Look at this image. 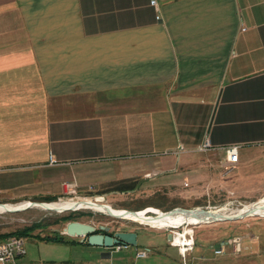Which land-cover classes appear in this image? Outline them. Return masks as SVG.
I'll use <instances>...</instances> for the list:
<instances>
[{"label": "crops", "instance_id": "obj_1", "mask_svg": "<svg viewBox=\"0 0 264 264\" xmlns=\"http://www.w3.org/2000/svg\"><path fill=\"white\" fill-rule=\"evenodd\" d=\"M156 2L0 0L1 202L56 197L67 182L104 199L117 188H139L130 170L143 166L145 179L176 175L153 180V191L207 185L212 195L264 196V0ZM206 139L207 148L197 149ZM224 144H238L228 170ZM204 164L209 176L201 181ZM188 194L198 206L203 193ZM53 230L59 239L26 235L32 244L18 261L239 262V252L201 253L197 235L182 256L167 230L151 237L135 229L131 251ZM136 248L148 252L136 256Z\"/></svg>", "mask_w": 264, "mask_h": 264}, {"label": "rangeland", "instance_id": "obj_2", "mask_svg": "<svg viewBox=\"0 0 264 264\" xmlns=\"http://www.w3.org/2000/svg\"><path fill=\"white\" fill-rule=\"evenodd\" d=\"M200 153H197L199 155ZM138 160L142 162L143 157H139V159L133 160V164H135ZM262 168L264 169V162L261 164ZM261 165H259L261 169ZM207 164H204V166H201V169H197L196 172L197 176H200V180L202 181L201 177L202 175L209 176V171L207 172ZM252 171H261L257 167H252ZM148 168V167H147ZM146 167H142L139 170L131 169L130 173L134 176L133 177V183L134 185L139 186V188L134 189H115L112 192H106L104 199H98L96 197L99 192L97 191H89L87 194H81L80 192L75 193H69V192H63V194H60L59 196H56L53 200H58L54 202H63V201H89V202H95L101 201L102 203L106 205H110L115 209H122V208H128V209H144L143 207H160L163 211H169L177 207L181 208H195L192 204V196L191 194H188V192L192 193H203L202 196L197 199L195 202L197 203L199 207L202 208H210V209H217L222 206L227 207V211L229 210H235L237 207L242 205L246 202H254L257 201L263 197L249 199L245 198L243 196L236 195L234 196H225V195H212L210 186L208 187L205 185L202 188L189 187L184 191L183 193L171 191L170 189H162V187H156L153 191L150 189V187H154L157 185H152L153 180L159 179V184L162 183L163 178L162 176H174L176 177L174 172H160L155 174L154 176L148 177V178H142V172L147 169ZM206 169V170H205ZM248 168L243 170L244 172H248ZM205 172V173H204ZM213 172H215L213 168ZM123 171H117L116 174L120 176ZM178 175V173H177ZM200 182V181H199ZM119 183V180L117 181ZM180 191V188H179ZM75 195V196H74ZM80 196H86L88 198L86 199H79ZM4 197V196H2ZM38 197V196H35ZM72 197V198H71ZM44 201L46 203H49V201L53 200H47V198H26V199H19V200H13L9 201L7 203H13L16 204L18 202L23 201ZM1 203V201H0ZM97 204H102L99 202H95ZM192 203V204H191ZM174 207V208H172ZM146 208V207H145ZM159 208V209H160ZM69 212L76 213L75 216L77 217L76 220L84 221V222H90L94 224L96 227L99 225H105L108 227V230H120V229H143V233L148 234L149 236H157L158 232L156 229L166 230L165 227H153L149 226L145 223H140L131 219H127L124 217L115 216L103 211H98L90 208H75V209H66L63 211H56L53 209H44L40 206L33 205L26 207L21 210H0V231H7L13 229V227L21 225V224H32L36 225L35 223H39L36 225V227H33L32 230L28 232L26 235H43V236H52L53 234H56V231L53 230L54 227H57L62 231L63 226L65 225L66 221L58 220V222H53L54 220L58 219V217L62 214H67ZM149 213V212H148ZM152 213V212H150ZM191 227V226H190ZM193 229V237H194V244H196L195 236H199L201 238L200 242L203 246L201 248L202 252L207 255L209 253H212V248L214 246V241L217 240L215 238L213 242H209L208 239L211 236L219 235V238L222 236H230L231 234H241L246 238V243L249 245V248L241 250V252L235 254V257H239V262L237 264H264V215H245L238 219H225V220H213L208 222H198L194 224L192 227ZM187 230L185 229V232ZM164 232V231H163ZM14 235V234H11ZM251 237V238H250ZM30 238V237H29ZM250 238V239H249ZM153 239V238H152ZM148 240V239H146ZM31 242V243H30ZM25 243L27 246L32 244V241L25 240ZM147 243H152V241H147ZM193 244V246H194ZM135 245L131 244L130 249L129 248H122V250H130ZM198 245H196L197 247ZM34 248V245H32ZM135 254V250L133 251ZM220 256V255H219ZM232 256V255H230Z\"/></svg>", "mask_w": 264, "mask_h": 264}, {"label": "bare ground", "instance_id": "obj_3", "mask_svg": "<svg viewBox=\"0 0 264 264\" xmlns=\"http://www.w3.org/2000/svg\"><path fill=\"white\" fill-rule=\"evenodd\" d=\"M100 197H98L99 199ZM101 199V198H100ZM102 203L101 201H96ZM95 202L89 201H63V202H36L32 203V201H23L18 202L16 204L13 203H0V210H5V208H13V207H22V206H40L44 209H53L56 211H63L66 209H75V208H90L98 211H103L111 214L110 212L118 215L119 217H124L127 219H131L140 223L148 224L153 227H163L168 226L169 224L174 223H194V222H208L213 217L228 215L233 212L245 213L251 215H264V197L254 201V202H246L237 207L235 210L227 211V207L224 205L215 210H210L209 213L202 210L201 207L195 208H181L177 207L169 211H163L159 208L155 207H146L141 210L131 211V210H123V209H115L110 205H106L104 203L97 204ZM146 209L153 210L152 213L145 212ZM210 209V208H209ZM211 212V213H210ZM187 232H191L192 228L187 225L184 226ZM185 238L178 237V240H184Z\"/></svg>", "mask_w": 264, "mask_h": 264}, {"label": "built area", "instance_id": "obj_4", "mask_svg": "<svg viewBox=\"0 0 264 264\" xmlns=\"http://www.w3.org/2000/svg\"><path fill=\"white\" fill-rule=\"evenodd\" d=\"M149 2L156 6V0H149ZM159 17V14L156 15ZM209 145V141L206 139L202 144H200L197 149L204 150ZM225 149L228 153V157L226 162L224 163L225 169L228 170L236 164L238 161V144H224L219 146ZM182 149L183 147L180 146ZM49 162H54V159L50 156ZM66 192L76 193L75 184L71 182L66 183ZM75 196V195H74ZM72 198V197H71ZM86 196H80L79 199H86ZM198 223V222H197ZM200 223V222H199ZM196 223H181L180 226L172 227V226H163L166 228L168 232H171V237L169 242L176 245L178 251L182 256L186 254L187 251L193 248L194 237H193V229L191 232H185L184 226H193ZM178 237L185 238L184 240H178ZM131 245L130 243H118L109 247L112 249H119L121 247H127ZM249 248V245L244 242V236L241 234H231L230 236L223 237L219 239L213 246L212 251L214 254L220 255L226 252H240L241 250ZM26 252L25 245V236L23 235H9L4 239L0 240V264H21L18 261V257ZM148 252L147 248L135 249L136 256H144Z\"/></svg>", "mask_w": 264, "mask_h": 264}, {"label": "water", "instance_id": "obj_5", "mask_svg": "<svg viewBox=\"0 0 264 264\" xmlns=\"http://www.w3.org/2000/svg\"><path fill=\"white\" fill-rule=\"evenodd\" d=\"M39 202H44V201H39ZM5 203L6 202H1V204H5ZM32 203H35V201H32ZM26 207H29V205L22 206V207L5 208V210H21ZM196 207H199V206H196ZM122 209L137 211L136 209H128V208H122ZM201 209L206 211L207 213H209V211L211 210L209 208H202V207ZM145 212L150 213V212H153V210L146 209ZM110 213L112 215L118 216L112 212ZM245 215H248V214L233 212L228 215H221V216L214 215L215 217H213L209 221L225 220V219L233 220V219L241 218ZM194 223H197V222H194ZM180 224L181 222H178L174 224H169V226L176 227V226H180ZM97 229H99L100 231L99 230L97 231ZM108 231H109L108 227L105 225H99L98 227H96L94 224L90 222H84L80 220H69L65 223L62 229V232H65L66 234L81 236L82 240L85 239L87 243L92 244V245L111 247L114 244H118V243L127 242V243L135 245L137 242V239H136L137 233L134 230L120 229V230H115L111 233ZM170 237H171V232H167L168 240L170 239Z\"/></svg>", "mask_w": 264, "mask_h": 264}, {"label": "trees", "instance_id": "obj_6", "mask_svg": "<svg viewBox=\"0 0 264 264\" xmlns=\"http://www.w3.org/2000/svg\"><path fill=\"white\" fill-rule=\"evenodd\" d=\"M47 200H53L55 199V197H52V196H47L46 197ZM54 201H58V200H53V201H49V202H54ZM76 213H73V212H69L67 214H62L58 217V219L54 220L53 222H58V220H63V221H69V220H76V216H75ZM36 225H38L39 223H35ZM36 225H34V223L32 224H21V225H18V226H15L13 227V229L11 230H7V231H0V238H5L11 234H18V235H25V234H28V232L30 230H32L33 227H36ZM99 229H97L98 231ZM100 231V230H99ZM114 229L112 230H109L108 232H113ZM52 238H47V239H59L60 237V234H53L52 236H50Z\"/></svg>", "mask_w": 264, "mask_h": 264}, {"label": "flooded vegetation", "instance_id": "obj_7", "mask_svg": "<svg viewBox=\"0 0 264 264\" xmlns=\"http://www.w3.org/2000/svg\"><path fill=\"white\" fill-rule=\"evenodd\" d=\"M115 231V230H114Z\"/></svg>", "mask_w": 264, "mask_h": 264}]
</instances>
